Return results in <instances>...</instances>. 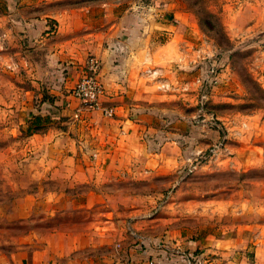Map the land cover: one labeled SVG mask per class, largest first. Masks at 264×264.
<instances>
[{
	"label": "rangeland",
	"instance_id": "obj_1",
	"mask_svg": "<svg viewBox=\"0 0 264 264\" xmlns=\"http://www.w3.org/2000/svg\"><path fill=\"white\" fill-rule=\"evenodd\" d=\"M101 1L143 26L141 87L112 116H74L71 87L0 27V264H264V31L231 23L255 0L67 3Z\"/></svg>",
	"mask_w": 264,
	"mask_h": 264
},
{
	"label": "crops",
	"instance_id": "obj_2",
	"mask_svg": "<svg viewBox=\"0 0 264 264\" xmlns=\"http://www.w3.org/2000/svg\"><path fill=\"white\" fill-rule=\"evenodd\" d=\"M130 8L120 11L116 20L113 14L119 12L118 4L110 5L106 1H101L97 7H90L69 4L67 0H0V27L11 31L10 35L20 29L16 34L24 36V64L30 72L39 76V72L48 66V70L54 73L51 76L64 80L68 87L78 78L86 55H99L101 79L107 94H110L104 100L107 103L118 100L120 105L117 108L120 110L122 104L119 99L136 96L141 87L140 77L127 64L133 56L132 52L142 51L137 34L143 26L138 20V11ZM233 14L231 23L236 28L251 22L264 31V0L250 1L249 4L244 1L242 7ZM118 24H121V29ZM164 25L167 27L168 23ZM168 45L169 41H166L158 45L157 49L160 51ZM162 59L166 61L167 56ZM70 96V104L76 107L77 99ZM94 112L100 113L91 111L87 116L94 115ZM97 154L102 155L103 152ZM217 242L208 244L197 239L194 241L196 244L188 241L187 247L192 249L196 245L202 249L203 254L209 250L217 253L220 252ZM132 257L133 260L125 258L121 264H136L134 261L137 260V254ZM211 257V264L221 261L217 254L212 253ZM155 260L157 264H180L174 258L162 256ZM109 262L106 261V264H112Z\"/></svg>",
	"mask_w": 264,
	"mask_h": 264
},
{
	"label": "built area",
	"instance_id": "obj_3",
	"mask_svg": "<svg viewBox=\"0 0 264 264\" xmlns=\"http://www.w3.org/2000/svg\"><path fill=\"white\" fill-rule=\"evenodd\" d=\"M101 59L98 55L88 53L83 62L78 78L70 88V94L77 99L74 116L83 112L98 111L104 116H112L116 106L104 100V86L100 79ZM155 69H148V74L156 73ZM190 258H186L189 260ZM203 263V262H202ZM148 264H157L150 259ZM198 264H201L198 258Z\"/></svg>",
	"mask_w": 264,
	"mask_h": 264
},
{
	"label": "trees",
	"instance_id": "obj_4",
	"mask_svg": "<svg viewBox=\"0 0 264 264\" xmlns=\"http://www.w3.org/2000/svg\"><path fill=\"white\" fill-rule=\"evenodd\" d=\"M37 119V117H35Z\"/></svg>",
	"mask_w": 264,
	"mask_h": 264
}]
</instances>
